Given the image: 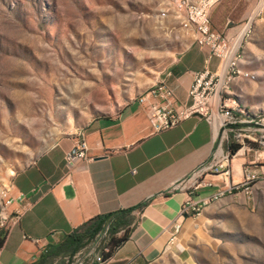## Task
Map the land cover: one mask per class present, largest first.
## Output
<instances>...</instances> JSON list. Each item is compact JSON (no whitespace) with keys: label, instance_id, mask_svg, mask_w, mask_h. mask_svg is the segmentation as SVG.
Wrapping results in <instances>:
<instances>
[{"label":"rangeland","instance_id":"374dc122","mask_svg":"<svg viewBox=\"0 0 264 264\" xmlns=\"http://www.w3.org/2000/svg\"><path fill=\"white\" fill-rule=\"evenodd\" d=\"M225 3L220 15L213 10L212 28L241 40L245 33L234 69L253 76L231 78L229 99L248 121L264 123V0ZM168 4L0 0V197L59 139L114 118L146 96L196 44L197 33L183 25V14L160 16ZM234 161L245 163L255 179L238 190L229 191L237 183L228 184L188 252L168 254L157 264H264V149L242 152ZM128 220L117 237L131 230L134 221ZM70 256L51 252L47 260L65 264Z\"/></svg>","mask_w":264,"mask_h":264},{"label":"crops","instance_id":"0c3cea01","mask_svg":"<svg viewBox=\"0 0 264 264\" xmlns=\"http://www.w3.org/2000/svg\"><path fill=\"white\" fill-rule=\"evenodd\" d=\"M225 2L215 14H221ZM219 67L208 48L195 44L175 60L160 83L172 91L175 106H185L195 74ZM80 134L94 160L78 163L68 174L65 156ZM214 134V125L197 117L154 134L146 105L138 101L114 118L97 120L84 131L59 139L12 180L10 212L21 218L5 237L0 264H41L44 255L56 252L91 220L114 215L117 221L121 211L139 205L144 206L131 213L129 239L110 257L104 256V264H157L168 254H186L206 224L204 216L217 204L215 197L244 176L245 163L234 160L229 183L207 176L206 182L213 185L192 195L201 214L181 217L190 194L174 186L211 157ZM176 222L180 230L171 244Z\"/></svg>","mask_w":264,"mask_h":264},{"label":"built area","instance_id":"2783aa9c","mask_svg":"<svg viewBox=\"0 0 264 264\" xmlns=\"http://www.w3.org/2000/svg\"><path fill=\"white\" fill-rule=\"evenodd\" d=\"M168 1V8H163L160 16L167 18L170 13L183 14V21H181L183 25L194 29L197 33L196 44L208 48L211 58L217 59L220 65L215 72L205 69L195 74L189 90V103L185 106H175L172 91L163 83L156 85L139 100L146 105L149 125L154 134L174 128L192 117L214 125V148L211 157L174 186V190H188L190 194L189 200L183 205L181 211V217H184L201 214L202 208L193 200L192 195L203 187L213 185L211 182H206L207 176L221 177L223 181H229L232 175L231 163L234 158L242 152L254 151L255 147L264 149V123L258 120L248 121L244 118L243 109L236 107L235 101L229 99L233 95L230 86L231 78L251 81L253 76H246L244 70L243 73H236L234 69V59L238 56L245 34L241 40L237 33L223 34L212 28V12L222 0H207L206 4H198V0ZM156 98L160 101L157 102ZM234 146L239 147L236 152H233ZM93 160L94 157L89 154L87 142L80 134L72 151L65 156L68 174L78 163ZM244 172V181L241 184H234L229 191L238 190L255 179V175L248 168ZM222 194H225V191L219 193V195ZM12 204L9 189L3 191L0 197V231L4 230L8 233L20 221V213L10 212ZM173 229L171 244L177 239L176 233L180 230V224L174 223ZM107 232L108 229L97 235L76 254L65 258V264H104L105 253L109 251L105 247L106 239H108Z\"/></svg>","mask_w":264,"mask_h":264},{"label":"trees","instance_id":"16d2710c","mask_svg":"<svg viewBox=\"0 0 264 264\" xmlns=\"http://www.w3.org/2000/svg\"><path fill=\"white\" fill-rule=\"evenodd\" d=\"M238 146L233 147V152L238 150ZM144 205H139L137 207L121 211V218L116 221L114 215L98 217L91 220L89 223L83 225L79 230L70 235L65 242L58 246L56 254L57 255H66L70 254L73 256L83 247H85L89 242L93 241L96 238V235L103 233L106 230L107 225L111 227V234L109 241L106 242V248L109 250L105 253V256L110 257L113 252L118 249L123 243H125L131 234V230L124 237H117L118 234L123 228L130 224L128 218H131V213L137 209L142 208ZM7 231H1L0 233V249L3 246ZM47 254L44 255L41 264L48 262L46 258Z\"/></svg>","mask_w":264,"mask_h":264},{"label":"bare ground","instance_id":"6f19581e","mask_svg":"<svg viewBox=\"0 0 264 264\" xmlns=\"http://www.w3.org/2000/svg\"><path fill=\"white\" fill-rule=\"evenodd\" d=\"M206 1L207 0H198V4H206ZM256 12H258V11H256ZM256 12H255V14H256ZM246 31V30H245ZM245 34V33H244ZM248 34V33H247ZM244 36V35H243ZM243 38V37H242ZM239 54V53H238ZM243 73V72H242ZM223 195V194H222ZM216 200V199H215Z\"/></svg>","mask_w":264,"mask_h":264}]
</instances>
